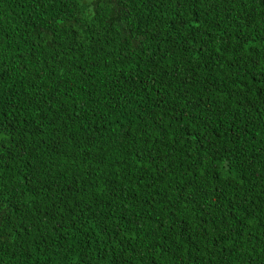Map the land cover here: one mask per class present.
I'll return each mask as SVG.
<instances>
[{
  "label": "trees",
  "instance_id": "16d2710c",
  "mask_svg": "<svg viewBox=\"0 0 264 264\" xmlns=\"http://www.w3.org/2000/svg\"><path fill=\"white\" fill-rule=\"evenodd\" d=\"M0 264H264V0H0Z\"/></svg>",
  "mask_w": 264,
  "mask_h": 264
}]
</instances>
